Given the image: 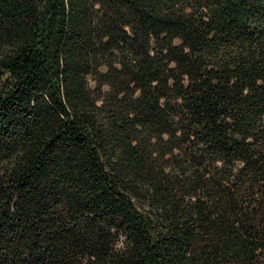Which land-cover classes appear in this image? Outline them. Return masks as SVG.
I'll list each match as a JSON object with an SVG mask.
<instances>
[{"label":"trees","instance_id":"1","mask_svg":"<svg viewBox=\"0 0 264 264\" xmlns=\"http://www.w3.org/2000/svg\"><path fill=\"white\" fill-rule=\"evenodd\" d=\"M0 264H264V0H0Z\"/></svg>","mask_w":264,"mask_h":264}]
</instances>
